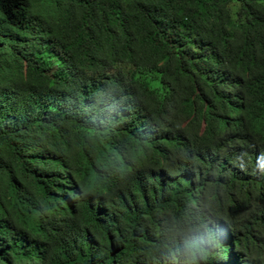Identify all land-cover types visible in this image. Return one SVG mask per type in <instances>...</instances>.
I'll return each instance as SVG.
<instances>
[{"label": "trees", "instance_id": "trees-1", "mask_svg": "<svg viewBox=\"0 0 264 264\" xmlns=\"http://www.w3.org/2000/svg\"><path fill=\"white\" fill-rule=\"evenodd\" d=\"M0 264H264V0H0Z\"/></svg>", "mask_w": 264, "mask_h": 264}]
</instances>
